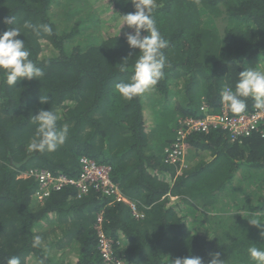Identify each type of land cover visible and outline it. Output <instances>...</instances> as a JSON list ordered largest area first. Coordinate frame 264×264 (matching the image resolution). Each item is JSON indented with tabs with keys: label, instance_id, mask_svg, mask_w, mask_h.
<instances>
[{
	"label": "trees",
	"instance_id": "obj_1",
	"mask_svg": "<svg viewBox=\"0 0 264 264\" xmlns=\"http://www.w3.org/2000/svg\"><path fill=\"white\" fill-rule=\"evenodd\" d=\"M55 1L0 0V34L20 27L17 39L45 73L14 86L0 73V264L13 257L20 264H57V251L32 247L34 236L47 240L49 230L40 232L39 222L51 212L64 217L83 208L94 222L101 206L102 231L115 240V255L125 264H171L177 257H201L207 264L215 252L224 264H253L248 248L264 249V229L248 223L250 217L264 222V137L253 133L234 141L219 129L190 135L186 161L192 150L194 161L180 172L162 157L179 118H202L203 104L219 113L222 90L234 88L240 72H264V0H155L167 63L148 102L143 95L125 100L115 89L128 82L138 54L125 39L133 29L121 19L134 11L132 0H67L60 25L51 11ZM7 17L15 18L12 25L3 23ZM25 21L50 25L52 35L33 34L22 27ZM42 42L49 56L40 57ZM125 57L127 70L121 71ZM41 96L48 102L41 104ZM48 109L58 113V130L68 127L67 139L54 152H29L37 127L31 118ZM254 109L248 99L244 112ZM82 156L110 167L112 181L142 218L96 192L67 209L70 189L38 203L35 182L16 178L27 169L75 177ZM77 244L76 261L67 264H103L93 231L79 232Z\"/></svg>",
	"mask_w": 264,
	"mask_h": 264
},
{
	"label": "clouds",
	"instance_id": "obj_2",
	"mask_svg": "<svg viewBox=\"0 0 264 264\" xmlns=\"http://www.w3.org/2000/svg\"><path fill=\"white\" fill-rule=\"evenodd\" d=\"M132 3L134 11L122 15L121 19L123 21L122 26L126 25L133 29V32L126 34L125 39L128 47L130 49H137L138 54L135 55L136 59L128 82H121L115 85L117 93L128 101L152 89L164 76L167 58L163 50L168 46V41L161 36L153 18L155 0H132ZM14 20V17H7L3 23L12 25ZM22 27L30 29L37 36L41 32L52 35V28L48 24H33L31 21H25ZM142 33L146 34L142 35ZM19 36H21L20 27H10L0 34V73L3 74L5 83L9 86H14L22 80H39L45 75L44 71L29 58L31 55L30 51L25 47L24 40L17 39ZM130 57H125L119 64L121 71L127 70ZM221 99L224 105L234 113L244 112L247 108L248 99L254 102L255 109L264 111V72L258 71L255 68H245L239 73L234 88L225 87L222 90ZM47 102L48 98L46 96L40 97L41 104ZM31 120L37 127L35 137L28 145L29 152H54L67 139L68 127L65 125L62 129H57L58 113L56 111L49 109L40 110ZM189 164L187 162L186 168L190 166ZM29 170L18 171L16 178L22 180L34 179L32 177H23ZM56 192L58 191H52L45 199L37 201L34 198V191L32 199L35 202L42 203ZM86 195L79 194V197L81 198ZM99 216L103 221L102 211ZM248 223L258 229H264V222L258 218L250 217ZM260 236L264 238V231H260ZM112 241L115 247L116 242ZM42 244L43 240L41 236L37 235L33 237V248L40 247ZM113 253L116 257L114 251ZM220 255L219 252L211 253L207 264H224V260L220 258ZM248 255L253 264H264V249L252 244L248 248ZM8 264H20V260L13 257L8 261ZM171 264H205V261L201 257H177L171 261Z\"/></svg>",
	"mask_w": 264,
	"mask_h": 264
},
{
	"label": "built area",
	"instance_id": "obj_3",
	"mask_svg": "<svg viewBox=\"0 0 264 264\" xmlns=\"http://www.w3.org/2000/svg\"><path fill=\"white\" fill-rule=\"evenodd\" d=\"M202 118H179L174 128V141L163 151L162 162L176 167L180 172L187 166L186 155L189 150L188 138L193 134H209L212 131L222 130L229 134L232 140L247 137L253 133L264 137V111L254 109L251 112H243L238 115H230L227 106L219 113L211 112L203 104L200 107ZM111 169L108 165L97 164L87 157H80L79 171L76 177L58 173L53 174L46 170L30 169L23 177H32L38 183V189L34 193L37 201L45 199L52 191H60L65 187H74L77 193L86 195L96 192L109 199V205L123 203L128 206L135 219L142 218L143 214L137 210L135 203L126 198L112 181ZM102 220L98 217L95 225L97 231V249L104 264H125L114 256V243L102 231Z\"/></svg>",
	"mask_w": 264,
	"mask_h": 264
},
{
	"label": "crops",
	"instance_id": "obj_4",
	"mask_svg": "<svg viewBox=\"0 0 264 264\" xmlns=\"http://www.w3.org/2000/svg\"><path fill=\"white\" fill-rule=\"evenodd\" d=\"M189 150H191V149H189ZM192 153H193V158L189 162L190 165L194 161V153H196V152L192 150ZM187 155H188V153H187ZM242 168L246 169V167H242ZM241 174H242V171L240 172V176H241ZM31 180H33L35 182L34 191H36V189H38V183L35 179H31ZM248 188L253 190L254 186L253 187L248 186ZM64 189H70V191L72 192V196H70L68 198V204L65 207V209H67L71 205L70 202L72 200L81 199V198L79 197V194L77 193V191L74 187H65ZM64 189H62V190H64ZM62 190H60L58 192H61ZM101 209H102V206L96 212L94 222H93L91 215H88V211L85 208L78 210L76 213H74L73 211H70L64 217H62V215L59 214L58 212L49 213L46 216V218H44L43 220H41L39 222L40 227L38 228V230L40 232L49 230L46 232V239L47 240L43 241V247H46V249H48L50 251H69L68 256L71 253H73L74 258L72 259V261L67 262V263H72L73 261H76L75 256L77 254V249H78L77 242L79 239V232L82 234V237H84V235L88 234L90 231H93L95 234V237H96V246L95 247H96V250L98 251V249H97V231L95 228V224H96V219H97L98 215L100 214L101 211L103 212V210H101ZM103 215H104V212H103ZM59 226L63 227V229L59 228ZM53 228H55V229H53ZM207 233L208 232H206L205 234H207ZM106 236L109 239L114 240L111 236H109L107 234H106ZM54 240H59V241H54ZM117 242H118V238H117Z\"/></svg>",
	"mask_w": 264,
	"mask_h": 264
},
{
	"label": "rangeland",
	"instance_id": "obj_5",
	"mask_svg": "<svg viewBox=\"0 0 264 264\" xmlns=\"http://www.w3.org/2000/svg\"><path fill=\"white\" fill-rule=\"evenodd\" d=\"M67 5H69V2L67 0H56L51 5V11L54 13V20H55V22H57L58 25H60V23L62 21L64 22L66 20L65 17L68 15V13L65 12ZM73 6L78 7V6H76V4H73ZM82 8H84V7L81 5L80 9H82ZM81 12H83V10H81ZM84 33H87V32L84 30ZM41 48H42V51L40 53V57H46V56H49L51 54V50L48 48L46 43L42 42ZM152 93H153V91H152V89H150L149 91H147L146 93L143 94L142 99L144 101L148 102V96L149 95L152 96L153 95ZM147 102H144V103H147ZM52 253H53V251H52ZM68 253H69V251H57L56 254H53L52 259L57 264H66L67 262L72 261V259L74 258L73 253H71L69 256H68Z\"/></svg>",
	"mask_w": 264,
	"mask_h": 264
}]
</instances>
